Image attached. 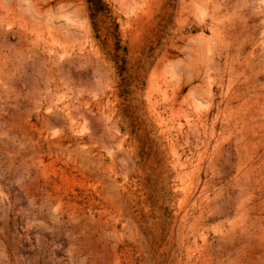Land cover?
Listing matches in <instances>:
<instances>
[{
    "label": "rangeland",
    "instance_id": "374dc122",
    "mask_svg": "<svg viewBox=\"0 0 264 264\" xmlns=\"http://www.w3.org/2000/svg\"><path fill=\"white\" fill-rule=\"evenodd\" d=\"M0 264H264V0H0Z\"/></svg>",
    "mask_w": 264,
    "mask_h": 264
}]
</instances>
